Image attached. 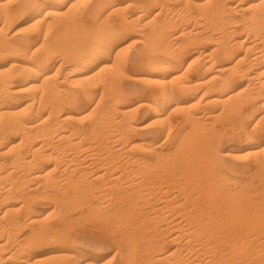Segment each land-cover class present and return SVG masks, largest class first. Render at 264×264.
Returning <instances> with one entry per match:
<instances>
[{"label":"bare ground","instance_id":"obj_1","mask_svg":"<svg viewBox=\"0 0 264 264\" xmlns=\"http://www.w3.org/2000/svg\"><path fill=\"white\" fill-rule=\"evenodd\" d=\"M232 1L96 0L90 5L85 0H0V61L7 59L4 64L0 62V167L7 173L0 176V181L10 182L4 187L8 189L0 190L1 225L9 220L8 216L18 218V213L24 212V222L11 217L9 223L20 227L27 226L25 223L39 226L56 209L68 212L74 206H86V216L88 213L95 219L102 207L105 210L101 200L108 199L111 203L106 205H112L113 212L106 220L124 216L127 224L128 218L131 220V227L128 228L130 224L126 227L132 230L128 242L125 239L128 246L119 244L118 249L125 256L121 254L124 264H165L174 258L178 261L174 259L176 264L179 261L182 264H264V232L261 234L264 203L248 199V194L249 198L255 195L249 193V185V189L232 187L233 179L227 174V167L220 164L233 157L231 151L213 155L210 147L206 149L209 153L196 156V149L205 144L203 141L202 147L194 138L192 142L189 139L190 144L184 149L177 144L181 152L174 148V155H181L180 159H168L171 153H160L162 145L141 137L145 128L137 122L142 112L149 111V121L159 125V135L168 132L170 138L168 123L173 121L172 116L183 113L180 119L187 124L202 122L203 118L194 114L197 107L208 110L214 107L206 116L213 120L219 119L218 113L233 120L236 113L243 119L255 111L264 112V0H239L236 5ZM154 4L160 6H156L155 14ZM179 12L182 17L181 14L174 16ZM19 17H25L26 21L10 35L7 27ZM175 19L194 21L198 28L206 26L212 33L200 41L215 40L214 49L200 53L193 50L196 52L186 55L190 42L198 39L195 35L199 34H195V29L182 30L180 25L182 31L174 34ZM137 27V44L145 52L130 56L125 53L121 38ZM69 31L78 35L76 40H68ZM215 32L220 34L217 38ZM240 50H245V55ZM54 54L61 55L63 64L54 62ZM109 56L112 61H107ZM195 56L198 58L193 59ZM129 60L140 71L129 72ZM107 63H112L109 70ZM241 79L247 82L245 98L237 95L234 85ZM123 81L146 82L148 87L138 88L133 84L132 89L131 84L123 91ZM74 88H79L83 99L72 94ZM217 108L222 111L218 112ZM82 116L93 117L94 122L86 128L80 127L77 124ZM197 125L191 126L197 129L208 126L203 127L201 123L202 127L198 128ZM263 130L264 116L255 123L251 133L242 130L248 147L240 148L245 157L254 158L261 170H264V137L258 133ZM183 137L186 139V135ZM135 150L142 153L130 155ZM145 153L152 156L147 157ZM190 153L195 155L189 156ZM123 155H128V160ZM46 188H54L53 193L48 189L51 194L47 193ZM251 191L254 192L253 186ZM44 199L55 204V210L46 213V219L36 209V204ZM142 202L155 209L156 213L152 212L157 218L169 220L166 230L171 231V241L175 245L179 242L180 246L160 253L163 242L167 241L147 240L143 219L139 217L142 214L137 213ZM111 221L105 225L114 226L122 220ZM110 226L105 231L113 228ZM58 233L63 236L60 231L54 234L59 237ZM257 233L261 236L256 237ZM64 236L58 240L65 239ZM43 238L40 237L41 244ZM24 242L17 244L14 251L2 253L6 244L1 239L0 264H37L24 257L30 248L29 242ZM59 250L60 262L56 264H98V259L82 258L77 248L76 251L74 248ZM111 261L105 259L103 264Z\"/></svg>","mask_w":264,"mask_h":264},{"label":"rangeland","instance_id":"obj_2","mask_svg":"<svg viewBox=\"0 0 264 264\" xmlns=\"http://www.w3.org/2000/svg\"><path fill=\"white\" fill-rule=\"evenodd\" d=\"M85 1H87L90 5H93L94 4V2L96 1V0H85ZM120 2H123V1H126V0H119ZM233 2V3H232ZM231 3H232V5H236L237 3H239V0H236V1H232ZM87 3V4H88ZM172 3V2H171ZM158 4H154L153 5V7L155 6V9L153 8V10H154V14L158 11V9H157V7L159 6H157ZM157 6V7H156ZM160 7V6H159ZM128 12H130V13H132L131 12V10H129ZM165 13H167V12H165ZM164 13V14H165ZM152 14H153V12H152ZM153 14V15H154ZM177 13H175V15L174 16H178L179 14H181L180 12L176 15ZM236 13H234V16L235 17H238V15L236 14ZM152 15V16H153ZM173 15L172 14H170V17H172ZM179 16H183V14H181V15H179ZM180 17V18H181ZM178 18V17H177ZM25 21H26V19H25V17H19V19L17 18L16 20H15V22L16 23H11L10 25H9V27H7V32H9V34L10 35H12V34H14V33H16L18 30H20L21 28H22V25L25 23ZM182 21V22H181ZM174 22H175V24L177 25V28H176V26H174V28H176V30L173 28L172 29V32H174V34H176V32L177 33H179L180 31H182L183 29H195V34H199L197 37H196V35H195V38H198V39H196V40H198V42H196V40L195 39H192V42H190L191 44V47H189L190 49H188L187 51H185L186 53V55H189V54H193L194 52H199V51H203V52H210V51H212L213 49H214V46L216 45V41L215 40H206V43H205V41L203 40V41H200L202 38H204L205 36H210L211 35V33H212V31L211 30H209L208 31V29L206 30V26L205 27H203V26H201V25H199V28H198V25H195V23L193 24V22L194 21H190V22H192V24L193 25H195V26H193L189 21H187L186 20V22L183 20V19H175L174 20ZM180 23H182V24H180ZM189 25H187V24ZM14 24V25H13ZM185 24V25H184ZM178 25H180L179 27L182 29H179V27H178ZM189 27V28H187V27ZM201 26V27H200ZM13 29H12V28ZM197 28V29H196ZM12 29V30H11ZM135 29H137V31L135 30ZM179 29V30H178ZM201 29H205L204 31L203 30H201ZM17 30V31H16ZM133 30V31H132ZM132 30H130L129 32H128V34H125L124 36H122V38H121V40H122V43H123V47L125 48V50L127 51V52H125V53H127V55H130V56H134L136 53H138V52H141V51H143V49L144 48H142V45H140L139 43L137 44V42H138V39H139V37L136 35V34H138L139 33V28L137 27V28H134V29H132ZM205 31L206 32H208V33H206L205 34ZM70 32V34H66V37L67 38H69L68 40H72V41H74V40H76V36H78V35H75L74 34V32L72 33V31H69ZM138 32V33H137ZM198 32V33H197ZM133 33V34H132ZM73 34V35H72ZM215 35H214V37H218L220 34H219V32L218 33H214ZM132 35V36H131ZM194 35H193V37H194ZM203 37H202V36ZM74 37V38H72V37ZM128 37V38H127ZM71 38V39H70ZM216 38H214V39H216ZM185 38L184 37H181V40L183 41ZM36 40V38L35 39H31V41H35ZM232 40H234L233 38H232ZM184 41H187L186 39L184 40ZM209 41V42H208ZM194 42L195 43H197V44H195L194 45ZM204 42V43H203ZM212 42V43H211ZM203 44V46H202V44ZM204 44H206V45H204ZM213 44V45H212ZM192 45H194V46H192ZM196 45H197V47H196ZM198 45H199V47H198ZM207 45H208V47H207ZM204 48V49H203ZM213 48V49H212ZM193 50H196V51H193ZM143 52H145V50L143 51ZM187 52H190V53H188L187 54ZM243 52V53H242ZM200 53V52H199ZM240 53L242 54V56L243 55H245V50H240ZM57 55V56H56ZM53 57H55V58H53V60H54V62H57L58 63V65H60V64H63V59H62V57H61V55L60 54H54V56ZM110 57V56H109ZM111 58V59H110ZM109 58V60H107V61H112V56ZM195 58H198V56L196 57H194L193 59H195ZM6 58H2V60L0 61L1 63H5L6 62ZM62 60V61H61ZM95 64H98V63H95ZM134 63L131 61V60H129V63L127 64V70L129 71V72H132V74L133 73H135V71L137 72V71H140L138 68H136L137 66L134 64ZM110 65V66H109ZM111 65H112V63H107V67H108V70L111 68ZM184 67V66H183ZM243 79H241V80H238L234 85H235V87H236V93H237V95L238 96H242L241 98H245V96L247 95V92H248V90H247V82H246V80H243ZM241 81V82H240ZM239 82V83H238ZM132 84V86H130V88H132L133 89V84H134V87L135 86H137L138 85V88H144V87H148V84L146 83V82H136V83H131V82H128V81H123V83H122V85H123V87H122V90L123 91H127V86H129V85H131ZM135 84H137V85H135ZM140 85H142V86H140ZM238 85V86H237ZM66 86V85H65ZM65 88H68L67 86L65 87ZM137 88V87H136ZM76 92H75V91ZM78 90V91H77ZM77 90H76V88H74L73 90H72V94L76 97L77 96V98L78 97H80V99H83V96H82V94L80 93V91H79V88H77ZM128 90H131V89H129V87H128ZM242 93H244V95L242 94ZM81 94V95H80ZM237 96V98L240 100V98ZM242 100V99H241ZM238 101V100H237ZM202 107V106H201ZM201 107H197V108H195V112H194V110H193V112H194V114H196V116H198V118H203L201 121V123H202V125L204 124V125H208V126H205L204 127V125H203V127L204 128H199V127H202V125H201V123L200 122H198V125H197V123L196 124H187V123H185V122H183L180 118L183 116V113H182V115L181 116H179V114L178 115H174V116H172V118H171V120H173V121H170L171 123H168V126L169 125H171V127H173V128H171L170 126H169V135L171 136L170 138L168 137V132L166 133V134H164L163 136H160L159 135V133L157 132V130H159V125H157V124H152L149 120H150V117H151V113L149 112V111H144V112H142L141 114H140V116H138L137 117V122H138V125L139 126H141V127H144L145 128V132H144V134L141 136L143 139H147V140H149V141H153L154 143H158L159 145H160V147H161V145L163 146V147H161V149L163 150V151H161V149L159 148V151H160V153L162 152V154H164V155H166V154H168L169 153V155H170V153H171V155H174V154H176V152L174 153V151H176V150H181V149H184V147L186 148V147H188L189 146V144L190 143H188V141H189V139H190V141L192 142V139H194V138H196L198 141H200V143H201V145H202V143H203V141H204V147H203V145H202V147L205 149H203V148H201V147H199V149L197 148L196 149V151L194 152L195 154H196V156L197 155H201V154H207V153H209V152H212L211 154H213V155H219L220 154V152H224V151H231V155L233 156H231L232 158H227L226 160H225V162H223L222 161V163H220L222 166H226L227 167V169H226V172H227V174L228 175H230L231 176V178L233 179V182H232V187H237V188H248L249 189V187H250V189H249V193H251V195L252 194H255V195H253L251 198H249V196L247 195V197H248V199H250V200H252V201H254V202H257L258 204L259 203H264V170L262 169L261 170V168H258L256 165H255V163H254V158H251V157H245L244 155V152L243 151H241V150H243V149H245V148H247L248 147V141L246 140V137L244 136V134H245V132H243L242 130H247V132H249V133H251L252 131H253V128H254V125H255V123H257L258 121H261L262 119H263V116H264V112L263 111H257V113H256V111L255 112H253V114L251 113L250 115H248V116H246L245 118H243L242 119V117H239V113H236V115L233 117L234 119L232 120V118H229L228 119V117H226L227 115H223V116H221L220 117V113H218L219 114V119H217V120H213V118H210L209 119V117H208V119L206 118V116L212 111V110H214V107H210L209 108V110H208V108H206V109H204L205 107H203V109L201 108ZM199 108V109H198ZM204 110V111H203ZM217 110H218V112H221L222 111V108L220 109H218L217 108ZM220 110V111H219ZM203 111V112H202ZM209 111V112H208ZM200 112V113H199ZM204 112L205 113H207L206 115L204 114ZM144 114V115H143ZM181 114V113H180ZM198 114V115H197ZM218 114H216L217 116H218ZM252 115H254V116H252ZM201 116V117H200ZM203 116V117H202ZM205 116V117H204ZM225 116V117H224ZM82 117H84V116H82ZM81 117V118H82ZM251 117V118H250ZM86 118V116L84 117V118H82L81 120H80V123L79 124H77L78 126H80V127H83L84 125V128H86V127H88L89 126V124H91L92 122H94V118L93 117H88L87 116V118ZM139 118V119H138ZM204 118H206L207 120L206 121H208V122H204L203 120H205ZM223 120H222V119ZM226 118V119H225ZM248 118H250V119H247ZM254 118V119H253ZM119 120L118 121H120L121 120V118H118ZM83 120V121H82ZM219 120H220V123H219ZM222 120V121H221ZM253 120V121H252ZM122 121V120H121ZM211 121V122H210ZM215 121H218V122H215ZM83 122V123H82ZM123 122V125H124V121H122ZM213 122H215V123H213ZM222 122V123H221ZM231 122H234L233 124L231 123ZM248 122V123H247ZM250 122V123H249ZM209 123H212V124H214V125H212V124H210V125H212V126H210L209 125ZM236 123V124H235ZM141 124V125H140ZM229 124V125H228ZM82 125V126H81ZM87 125V126H86ZM121 125H122V123H121ZM123 125H122V128H123ZM151 125V126H150ZM191 125H197V127L199 128V129H197L196 128V126L194 127V126H191ZM200 125V126H199ZM239 125V126H238ZM188 126V127H187ZM214 126V127H213ZM215 126H216V128H215ZM231 126H232V128H231ZM243 126H244V128H243ZM120 127V126H119ZM193 127H194V129H193ZM221 127H223V128H221ZM230 127V128H229ZM238 127V128H237ZM241 127V128H240ZM185 128V129H184ZM221 128V129H220ZM243 128V129H242ZM120 129H121V127H120ZM170 129H172L173 130V132H171L170 131ZM212 129L214 130V132H212ZM216 129V130H215ZM219 129V131H217ZM147 130H148V132H147ZM211 130V131H210ZM226 130V131H225ZM239 130V131H238ZM196 131H198V132H196ZM221 131V132H220ZM251 131V132H250ZM170 132H171V134H170ZM220 132V133H219ZM235 132V133H234ZM241 132V133H240ZM190 133V134H189ZM196 134V136H195V134ZM190 136H189V135ZM262 134V135H261ZM261 134L260 133H258V136L259 137H261L262 139H263V137H264V130H263V132L261 131ZM186 135V139H185V137H183V136H185ZM198 135V136H197ZM189 138H188V137ZM201 137V138H200ZM245 137V138H244ZM157 138H159V139H157ZM167 138V139H166ZM200 138V139H199ZM242 138V139H241ZM153 139H155V140H153ZM159 140V141H157V140ZM244 139V141H242ZM187 140V142H185ZM162 143V144H161ZM167 143V144H166ZM173 144H175V145H173ZM180 145L179 147L181 148H179L178 149V145ZM182 144V145H181ZM173 145V146H172ZM177 147V149L175 150L174 148H176ZM211 147V148H210ZM167 148V149H166ZM173 148V149H172ZM212 149L213 151H209V152H207V150L206 149ZM220 148V149H219ZM240 148H242L241 150H240ZM2 148H0V150H1ZM216 149V150H215ZM219 149V150H218ZM171 150H173V151H171ZM218 150V151H217ZM240 150V151H239ZM182 151V150H181ZM180 151V152H181ZM197 151H198V154H197ZM199 151H201V152H199ZM136 152V153H135ZM137 152H139V150H135V151H132L131 153H133V154H131L130 153V155H134V154H138ZM163 152H165V153H163ZM173 152V153H172ZM178 152V151H177ZM140 154L142 153V151H140L139 152ZM194 153H190V155L189 156H193L192 154H194ZM140 154H138V155H140ZM178 154H183V153H178ZM194 154V155H195ZM145 155L147 156V157H151L152 155L151 154H147V153H145ZM163 155V157H165ZM171 155L169 156V158H168V156H166L168 159H174V160H177V159H180V156L181 155H179V157H178V155L177 156H172L171 157ZM126 156V157H125ZM235 156V157H234ZM123 158H124V160L126 159V160H128V155H123L122 156ZM165 157V159H167ZM239 165V166H238ZM253 165H254V167H253ZM249 168V169H248ZM3 168L2 167H0V176L2 177V176H6L7 175V173L4 171V170H2ZM260 169V170H259ZM235 172H234V171ZM237 172V173H236ZM247 172V173H246ZM246 173V174H245ZM6 174V175H5ZM5 179H2L1 181H0V183H2V184H0V190H6V189H8V188H4V187H8V185H10V182H9V180H5L6 182H3ZM247 180V181H246ZM254 180V183L252 182ZM8 182V183H7ZM248 182H250V183H248ZM235 183V184H234ZM238 184V185H237ZM254 184V185H253ZM2 185V186H1ZM6 185V186H5ZM30 185H31V183H30ZM243 185V186H242ZM244 185L245 186H247V187H244ZM248 185H249V187H248ZM252 186H253V191L254 192H250V190H252ZM3 187V188H2ZM2 188V189H1ZM16 189V188H15ZM51 190V192L53 193V191H54V188L53 189H51V188H46L45 190L47 191V193H49V194H51V192H48V190ZM258 192V193H257ZM46 193V192H45ZM260 193V194H259ZM161 196V195H160ZM246 197V198H247ZM181 198H182V200H183V197L181 196ZM181 198H179V199H181ZM45 200H47V199H44V201ZM42 202V201H39L37 204H36V209H37V211L39 212V213H42L43 215H44V219H46V215L49 213V212H52L53 210H55V208H54V206H55V204H53L54 203V201H53V203L48 199V201H47V203H46V201L45 202ZM94 201H96V200H94ZM105 201V202H104ZM101 200V202H102V204H103V206L105 207V210H106V212H105V210H104V208L102 207V209L100 210V213L98 214V217H94L95 219H93V217L92 216H88V213H87V216L88 217H90V218H88L87 216H86V210L88 211V209H87V207L86 206H77L76 208H75V206L74 207H72V209H68L67 211L69 212H63V210H65V209H61V210H55V212H54V214L46 221V222H44V223H42V224H40L39 226L38 225H33L32 226V224L30 225V223H25L27 226H25L23 223V225L20 227V225L19 224H17V225H19V227L15 224H12L11 222L9 223V220H11V217L13 218V215L12 216H8V218H9V220H7L6 222L4 221V223L5 224H7V223H9L10 225H8L7 224V226H4L5 224H3V225H1V223H0V232H1V234H2V236H3V234L5 233V235L3 236V237H1L0 236V240L2 239L3 240V242L6 244V246H5V249H4V251L2 252V253H10V252H12V251H14L15 250V248H16V246H17V244H19V243H21V242H24V240L25 241H27V236H29V238H28V241L27 242H29V243H27V242H24V243H27V245H29V250L28 251H26L25 253H24V257L25 258H28L31 262H37V264H56L57 262H60V259H59V257L57 256V255H59L58 254V251L57 250H59V251H61V250H64V249H66V248H71V249H73L74 248V250L76 251V248H77V251L78 252H80L81 254H80V256L82 257V258H90V259H98L97 261H98V264H103L104 263V261H105V259H108L109 258V260L111 259L112 261H111V263L110 264H124L125 263V258L123 259V254H122V252L121 251H119L120 250V248H119V244H122L123 245V247L125 248V247H127L128 246V244H127V242H128V237L131 235V233H132V230L131 229H128V228H130L131 227V220L128 218V222H129V224H127V217L126 216H124V217H126V218H124V217H118V218H116L118 221H119V219L120 220H122L121 222H118V223H121V225H123L122 227H120L119 225H118V223H114V226H113V224H111L110 223V225H112V226H110V225H105L106 223L108 224V222H110L111 220L108 218L107 220L105 219V218H107L106 216H110L111 214H112V212H113V210L111 209L112 208V205H111V207H110V204H108L109 205V209H108V205H106L108 202L109 203H111L108 199H105V200ZM184 201V200H183ZM259 201V202H258ZM261 201V202H260ZM50 202V203H49ZM154 202H156V201H154ZM158 203H160V201L158 200L157 201ZM146 206V207H145ZM101 207V206H100ZM139 208V210L137 211V213L139 212L140 214H142V216L140 215L139 217L141 218V219H143V225H144V232L147 234V236H148V238H147V240L148 241H150V242H163L164 240L165 241H167V242H163L164 243V246H163V248L161 249V251H160V253H166L167 252V250H166V248H169V249H173L174 247H176V246H180V243L179 242H177L176 243V245H175V243L173 242V241H171V231L169 230H166V228H167V226H168V223H169V220H166L164 217H162V218H164V219H160L161 217H158L157 218V216H156V211H155V209H153L152 208V206L150 205V204H145L144 202H142L139 206H138ZM151 207V208H150ZM79 208H81L80 210H79ZM73 209H74V211H73ZM84 209H85V211H84ZM83 210V211H82ZM152 210L155 212H152ZM61 211V212H60ZM71 211V212H70ZM101 211H103L105 214L103 215V212H101ZM166 212V214H168L169 213V210H165ZM59 212V213H58ZM63 212V213H62ZM81 212H84V214L83 213H81ZM99 212V211H98ZM207 212H209V210L207 211ZM47 213V214H46ZM97 213V212H96ZM102 213V214H101ZM146 213V214H145ZM19 214V216L17 215V217L18 218H16V216L14 215V218H15V220H14V218H13V220L14 221H16V219H18V220H20L21 222H24V218L26 217V214L24 213V212H20V213H18ZM64 216V218H63V216ZM102 216H101V215ZM154 214V215H153ZM1 215H2V212L0 213V217H1ZM83 215V216H82ZM85 215V216H84ZM25 216V217H24ZM59 216H60V218H59ZM81 218H80V217ZM95 216H97V214L95 215ZM99 216L100 217H104V219H105V221L103 222V220L102 219H100L99 218ZM143 216H144V218H143ZM154 216V217H153ZM166 216V215H165ZM20 217V218H19ZM92 217V218H91ZM180 219L179 220H182V217H180V216H178ZM7 218V219H8ZM60 220H59V219ZM122 218H124V219H122ZM23 221H22V220ZM51 219V222L49 221ZM64 219V221L62 222V220ZM97 219V220H96ZM112 219V218H111ZM116 219L115 218H113L112 219V223H113V221L114 222H116ZM70 220H71V223H70ZM72 220H73V222H72ZM99 220H101V221H99ZM125 221V224H123L124 223V221ZM14 221H12V222H14ZM69 221V222H68ZM49 222V223H48ZM54 222V223H53ZM65 222V223H64ZM76 222V223H75ZM104 223L103 225H105V227L107 226H110V227H115V225H116V229L115 230H118V231H116V233H115V231H113L114 229L112 228H110L109 229V231H105L106 229L108 230V228L106 227V229H104V226H102V223ZM146 222V223H145ZM46 223V224H45ZM60 223H61V225H60ZM62 223H63V225H62ZM69 223H70V225H69ZM73 223V224H72ZM51 224V225H50ZM68 224V225H67ZM92 224L93 225H95V226H92ZM30 225V228L28 227ZM47 225V226H46ZM124 225H126V226H124ZM129 225V226H128ZM26 228H25V227ZM49 226V227H48ZM71 226V227H70ZM74 226V227H73ZM118 226V227H117ZM128 226V228L126 229V227ZM3 227V228H2ZM10 227V229H7V228H9ZM38 227V228H37ZM45 227H47V228H45ZM64 227H66L65 229H64ZM93 227V228H92ZM95 227V228H94ZM14 229V231L16 232V234H15V232L13 231V229ZM21 228V229H20ZM43 228V229H42ZM61 228H63V229H61ZM98 228H99V230H98ZM120 228V229H119ZM22 229H23V232H22ZM47 229H49V230H47ZM72 229V230H71ZM95 229H97V230H95ZM102 229V230H101ZM3 230H6L5 232L3 231ZM18 230V231H17ZM31 230H33V231H31ZM42 230H43V233H42ZM46 230V231H45ZM57 230V231H56ZM124 230V231H123ZM128 230H129V232H128ZM11 231V232H10ZM48 231V232H47ZM55 231V232H54ZM62 232L63 233V236L64 235H66V236H64V238L65 239H61V240H58V239H60L61 237H63V236H61L62 234L61 233H58L57 235H59V237L58 236H56L54 233H56V232ZM72 231V232H71ZM112 231V232H111ZM121 231V232H120ZM123 231V232H122ZM10 232V233H9ZM14 232V233H13ZM37 232H39L40 233V235H42V236H38L37 234H39V233H37ZM54 232V233H53ZM107 232L110 234H107ZM112 234H111V233ZM262 232H264L263 230L261 231V234H263ZM8 233V234H7ZM13 233V234H12ZM19 233V234H18ZM46 233H48V234H46ZM49 233H50V235H49ZM51 233H52V235H51ZM119 233V234H118ZM121 233V234H120ZM0 234V235H1ZM46 234V235H45ZM61 234V235H60ZM116 234H118V235H116ZM128 234V235H127ZM9 235V236H8ZM36 237H38V238H36ZM56 236V239L54 238H52V236ZM165 235V236H164ZM258 235H260V233H257V235H256V237H258ZM6 236V237H5ZM11 236V237H10ZM19 236V237H18ZM32 236V238H30ZM48 236V237H47ZM51 238H50V237ZM116 236V237H115ZM157 236H158V238H157ZM161 236V237H160ZM261 236V235H260ZM5 237V238H4ZM8 237H10V238H8ZM16 237V238H15ZM18 237V238H17ZM34 237V238H33ZM40 237H41V239L43 238V240H42V244L40 243L41 242V240H40ZM103 237V238H102ZM170 237V238H169ZM255 237V238H256ZM127 238V239H126ZM138 238V237H137ZM165 238V239H164ZM5 239V240H4ZM8 239H10V240H8ZM32 239H34V240H32ZM35 239H37V240H35ZM39 239V240H38ZM49 239V240H48ZM124 239V240H123ZM125 239L127 240V242L125 241ZM163 239V240H162ZM15 240V241H14ZM32 240V241H31ZM108 240V241H107ZM119 240H120V242H119ZM169 240H170V242L171 243H169ZM48 241H50V242H48ZM56 241V242H55ZM68 241V242H67ZM139 240L137 239V245L139 246V242H138ZM258 241V240H257ZM31 242H32V244H31ZM54 242V243H53ZM123 242V243H122ZM259 242V241H258ZM257 242V243H258ZM46 243V244H45ZM48 243V244H47ZM116 243V244H115ZM126 243V244H125ZM166 243H168V244H166ZM172 243H174V244H172ZM13 244V245H12ZM16 244V245H15ZM40 244V245H39ZM62 244H64L63 246H62ZM68 244V245H67ZM110 244H112V245H110ZM140 244L142 245V243L140 242ZM140 245V247L139 248H141L142 249V246ZM165 245H167L168 247H166ZM12 246V247H11ZM61 246V247H60ZM67 246V247H66ZM69 246V247H68ZM114 246V247H113ZM138 246H137V248H138ZM54 247V248H53ZM65 247V248H64ZM170 247H172V248H170ZM122 248V247H121ZM136 248V249H137ZM137 249V250H139V251H141V249ZM11 249V250H10ZM14 249V250H13ZM116 249V250H115ZM119 249V250H118ZM128 249V248H127ZM165 249V250H164ZM118 251V252H117ZM165 251V252H164ZM183 251V250H182ZM184 253H185V251H183ZM120 253V254H119ZM159 252H157V254H158ZM159 253V254H160ZM105 254V255H104ZM115 254H117V255H115ZM123 256H122V255ZM51 255H53L54 257L55 256H57V257H53V256H51ZM121 255V256H120ZM91 256V257H90ZM96 256V257H95ZM49 259V260H47V258ZM50 257H52V258H50ZM93 257V258H92ZM98 257V258H97ZM114 257H116V258H114ZM125 257V256H124ZM57 258V259H56ZM46 259V260H45ZM175 259V261L177 260L176 258H174ZM174 259H172V260H170L169 262H167V263H165V264H176V262H178V261H176L175 263H174ZM36 260H38V261H36ZM115 260V261H114ZM184 260V259H183ZM54 262V263H52V262ZM124 261V262H123ZM185 261V260H184ZM10 262V261H9ZM171 262H173V263H171ZM154 264H156V263H154ZM157 264H161V263H158L157 262ZM177 264H182V263H180V261H179V263H177Z\"/></svg>","mask_w":264,"mask_h":264}]
</instances>
